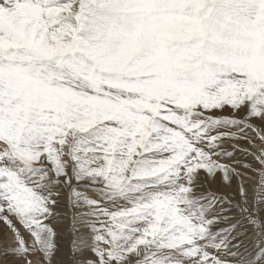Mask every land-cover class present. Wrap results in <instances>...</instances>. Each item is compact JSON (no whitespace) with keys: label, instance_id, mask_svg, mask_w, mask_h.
Returning <instances> with one entry per match:
<instances>
[{"label":"rangeland","instance_id":"374dc122","mask_svg":"<svg viewBox=\"0 0 264 264\" xmlns=\"http://www.w3.org/2000/svg\"><path fill=\"white\" fill-rule=\"evenodd\" d=\"M0 219V264H264V0H0Z\"/></svg>","mask_w":264,"mask_h":264},{"label":"bare ground","instance_id":"6f19581e","mask_svg":"<svg viewBox=\"0 0 264 264\" xmlns=\"http://www.w3.org/2000/svg\"><path fill=\"white\" fill-rule=\"evenodd\" d=\"M20 42V41H19ZM55 47V46H54ZM41 50V49H40ZM49 51V50H48ZM51 81V80H50ZM62 85V84H61ZM62 99V98H61ZM244 108V107H243ZM88 109V108H87ZM252 109H254V108H252ZM256 110V109H255ZM128 111V110H127ZM129 113H130V111H129ZM132 114V113H131ZM131 114H130V116H131ZM125 118H126V116H125ZM133 119V118H132ZM135 119V118H134ZM123 119H121V121H122ZM125 120V119H124ZM116 121V120H115ZM133 121V120H132ZM123 122H121V124H122ZM135 125V124H134ZM160 125V124H159ZM115 127V126H114ZM129 128H130V126H129ZM164 128V127H163ZM5 129H6V127H5ZM116 129V128H115ZM118 129H120V128H118ZM167 129V128H166ZM169 129H171V128H169ZM133 130V129H132ZM164 130V129H163ZM122 131V130H121ZM166 131V130H165ZM7 132V131H6ZM5 132V133H6ZM23 133V132H22ZM101 133H103L102 131H101ZM100 133V134H101ZM98 134H99V132H98ZM105 134V133H104ZM109 134V133H108ZM107 134V135H108ZM94 135V134H93ZM106 135V134H105ZM120 135V134H119ZM99 136V135H98ZM104 136V135H103ZM105 137V136H104ZM119 137V136H118ZM97 139V138H96ZM105 139V138H104ZM98 140V139H97ZM119 140V139H118ZM126 143V142H125ZM79 147V146H78ZM121 147H123V146H121ZM121 150V149H120ZM123 150V149H122ZM118 154V153H117ZM77 155V154H76ZM49 158V157H48ZM77 158V157H76ZM116 158V157H115ZM119 158V157H118ZM122 158V157H121ZM117 159V158H116ZM79 160V159H78ZM115 160V159H114ZM118 160V159H117ZM116 160V161H117ZM119 160H121V159H119ZM121 163V162H120ZM77 165V164H76ZM113 165H115V162H114V164ZM58 167V166H57ZM115 167V166H114ZM58 169V168H57ZM115 169V168H114ZM238 169V168H237ZM59 170V169H58ZM64 171V170H63ZM58 172V171H57ZM210 172V171H209ZM115 173V172H114ZM117 173V172H116ZM59 174V173H58ZM61 174V173H60ZM208 175V174H207ZM116 178V177H115ZM56 180V179H55ZM223 183V182H222ZM244 191H247L248 190V188L247 187H245L244 186ZM249 192L251 191V190H248ZM251 193V192H250ZM244 199V198H243ZM247 199V198H246ZM137 201V200H136ZM246 201V200H245ZM66 202V201H65ZM139 202V201H138ZM242 202V201H241ZM250 204V203H249ZM67 205V204H66ZM240 205V204H239ZM255 207V206H254ZM98 208V207H97ZM59 209H61V208H59ZM80 209V208H79ZM64 210V209H63ZM252 211V210H251ZM250 211V212H251ZM85 217H87V216H85ZM84 217V218H85ZM67 219V218H66ZM87 219V218H86ZM85 219V220H86ZM89 219V218H88ZM109 219V218H108ZM1 220V219H0ZM81 220V219H80ZM135 220V219H134ZM4 221V220H3ZM65 221V220H64ZM60 222V221H59ZM90 222V221H89ZM58 223V222H57ZM94 223V222H93ZM93 223L91 224L92 225V227H90L89 226V228H91L92 230H93ZM88 224V223H87ZM6 225V224H5ZM136 225V224H135ZM0 226H1V224H0ZM13 226V225H12ZM99 226V225H98ZM130 226V225H129ZM2 227V226H1ZM57 227V226H56ZM8 228V227H7ZM10 228V227H9ZM41 228V227H40ZM44 228V227H43ZM4 229V228H3ZM13 229V228H12ZM60 229V228H59ZM5 230V229H4ZM6 230H8V229H6ZM6 230H5V232H6ZM62 230H64V229H62ZM46 229H40V232H41V234H42V236H46L45 234H46ZM89 231H91V230H89ZM11 232H12V230H11ZM11 232H6L7 234H6V237L5 238H7L6 239V246L9 248V249H14V248H17V247H19L20 245H21V243L18 241V240H21L20 238L18 239V235H17V233H14V234H11ZM82 232V231H81ZM91 233H93L92 231H91ZM90 233V234H91ZM97 234H98V231H97V233H94V235L92 236V238L90 239V237L88 238V239H90L89 241L91 242V243H96L94 246H92V244H91V246H89L90 248H87L88 250L86 251V253H85V251H84V253L83 254H81V255H84V254H87L88 256L90 255V256H94V257H99L98 255H99V253H98V251H99V249H98V243H97ZM126 234H129V233H126ZM89 236V235H88ZM105 236V235H104ZM96 237V238H95ZM5 238H4V240H5ZM60 239L62 240V241H64V237H62V236H60ZM125 239V238H124ZM128 239V238H127ZM67 240V239H66ZM118 240H120V239H118ZM126 241V240H125ZM128 241V240H127ZM126 241V242H127ZM90 242L88 243V245L90 244ZM120 242H121V240H120ZM129 243V242H128ZM83 244V243H82ZM116 244V243H115ZM126 244V243H125ZM86 247H87V245H85ZM118 246V245H117ZM120 246H121V244H120ZM125 246V245H124ZM123 246V247H124ZM83 247V246H82ZM122 247V248H123ZM81 249V248H80ZM83 249V248H82ZM85 249V248H84ZM83 249V250H84ZM117 249H120V247L119 248H117ZM116 249V250H117ZM142 249V248H141ZM82 250V251H83ZM81 251V252H82ZM137 251H138V248H137ZM79 252V251H78ZM118 252V251H117ZM116 252V253H117ZM119 253V252H118ZM116 255V254H115ZM119 257V256H118ZM77 258V257H76ZM86 258V257H85ZM117 258V257H116ZM123 258V257H122ZM85 260V259H84ZM87 260V259H86ZM100 261V260H99ZM124 261V260H123Z\"/></svg>","mask_w":264,"mask_h":264}]
</instances>
